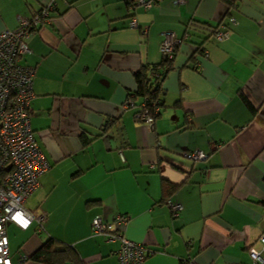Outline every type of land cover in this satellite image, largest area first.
I'll list each match as a JSON object with an SVG mask.
<instances>
[{"label":"crops","instance_id":"obj_1","mask_svg":"<svg viewBox=\"0 0 264 264\" xmlns=\"http://www.w3.org/2000/svg\"><path fill=\"white\" fill-rule=\"evenodd\" d=\"M52 1L51 24L22 59L35 68L31 123L51 165L26 206L49 219L7 226L13 264H40L29 258L51 237L83 264H119L120 243L92 229L117 215L131 218L119 232L154 252L145 264H251L264 232V0H145L152 7L135 10L137 0H0V33ZM194 22L230 37L217 42ZM166 32L181 44L152 129L124 103L135 74L162 62ZM194 151L208 156L184 157ZM167 200L183 205L178 218Z\"/></svg>","mask_w":264,"mask_h":264},{"label":"built area","instance_id":"obj_2","mask_svg":"<svg viewBox=\"0 0 264 264\" xmlns=\"http://www.w3.org/2000/svg\"><path fill=\"white\" fill-rule=\"evenodd\" d=\"M186 2L175 0L176 5ZM152 5V2L137 0L130 3V9L135 10L137 6L149 9ZM54 10L55 3L52 1L32 16L21 19L16 30L0 33V264H13L7 233L9 224L27 230L33 223H37L40 229H44L49 219L47 212L33 211L26 206L28 200L39 191L41 178L50 171L51 165L35 137L31 123L35 68L23 64L22 59L32 53L28 45L29 38L41 27L51 24ZM230 22L237 24L234 18H230ZM130 26H138L136 19L132 20ZM204 28L217 42L227 40L231 34V30H223L221 25L217 28ZM163 36V57L173 59L181 40L173 32H166ZM205 55L209 56V52L205 51ZM134 98V95L129 96L124 108H136V120L154 129L162 113L161 102L158 100L149 105H138ZM207 156L201 151L184 154L186 159L193 161L205 160ZM166 204L173 217L178 218L183 205L172 200H167ZM130 220L128 215H117L110 221L97 216L92 222L93 234L103 236L107 242L120 243L116 252L119 264H145L154 252L119 232L127 227ZM248 254L251 264H264V232L249 247ZM27 259V256L22 255L20 262L25 263ZM185 262L191 264L193 260Z\"/></svg>","mask_w":264,"mask_h":264},{"label":"trees","instance_id":"obj_3","mask_svg":"<svg viewBox=\"0 0 264 264\" xmlns=\"http://www.w3.org/2000/svg\"><path fill=\"white\" fill-rule=\"evenodd\" d=\"M192 25L194 27L196 26V30L197 27L200 28V26L203 27L205 25L207 27H212L207 24H196L195 22L194 24H190L189 27H191ZM217 27L218 26L213 28ZM178 48L179 46H177L175 50V56L177 54ZM175 56L173 59L163 57L162 62H160L159 64L146 65L135 74L138 84V91L136 94H134L135 100L138 97H142L144 98L143 103H146V105H149L150 102L159 100L161 102V106H163L161 99V95L163 93L162 86L165 76L173 68ZM87 142L88 141L86 140L85 143ZM163 186L165 188L170 187L169 183L167 182H163ZM29 260L40 264H83V260L81 259L75 248L53 237L46 240L43 245L37 250V252H35L29 258Z\"/></svg>","mask_w":264,"mask_h":264},{"label":"water","instance_id":"obj_4","mask_svg":"<svg viewBox=\"0 0 264 264\" xmlns=\"http://www.w3.org/2000/svg\"><path fill=\"white\" fill-rule=\"evenodd\" d=\"M263 227H264V224H263Z\"/></svg>","mask_w":264,"mask_h":264}]
</instances>
